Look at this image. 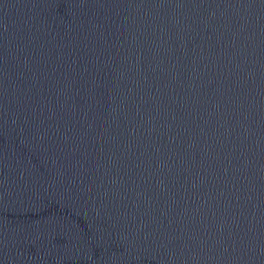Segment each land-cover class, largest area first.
Returning <instances> with one entry per match:
<instances>
[{
    "label": "water",
    "instance_id": "water-1",
    "mask_svg": "<svg viewBox=\"0 0 264 264\" xmlns=\"http://www.w3.org/2000/svg\"><path fill=\"white\" fill-rule=\"evenodd\" d=\"M0 264H264V0H0Z\"/></svg>",
    "mask_w": 264,
    "mask_h": 264
}]
</instances>
